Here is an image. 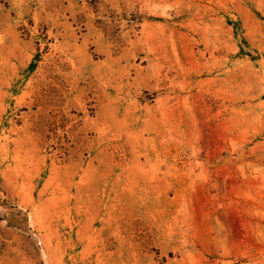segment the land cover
I'll return each mask as SVG.
<instances>
[{
    "label": "rangeland",
    "instance_id": "obj_1",
    "mask_svg": "<svg viewBox=\"0 0 264 264\" xmlns=\"http://www.w3.org/2000/svg\"><path fill=\"white\" fill-rule=\"evenodd\" d=\"M0 264H264V0H0Z\"/></svg>",
    "mask_w": 264,
    "mask_h": 264
}]
</instances>
